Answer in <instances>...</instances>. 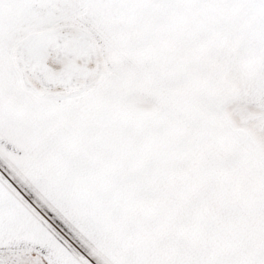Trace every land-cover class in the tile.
Returning <instances> with one entry per match:
<instances>
[{
    "label": "snow or ice",
    "instance_id": "obj_1",
    "mask_svg": "<svg viewBox=\"0 0 264 264\" xmlns=\"http://www.w3.org/2000/svg\"><path fill=\"white\" fill-rule=\"evenodd\" d=\"M0 264H264V0H0Z\"/></svg>",
    "mask_w": 264,
    "mask_h": 264
}]
</instances>
